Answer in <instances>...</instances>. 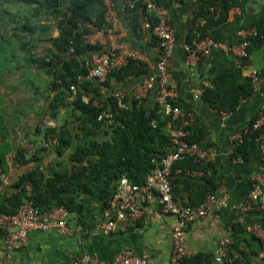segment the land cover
Returning a JSON list of instances; mask_svg holds the SVG:
<instances>
[{
    "label": "crops",
    "instance_id": "0c3cea01",
    "mask_svg": "<svg viewBox=\"0 0 264 264\" xmlns=\"http://www.w3.org/2000/svg\"><path fill=\"white\" fill-rule=\"evenodd\" d=\"M108 1L115 5L121 40L138 53L137 58L147 63L148 71L142 75H128L123 81L112 79L109 81L110 86L99 83L100 86L95 90L97 92L88 91L84 96L92 98L99 107L105 106L117 88L125 89L127 101L134 99V90L145 77L156 72L155 65L160 58L153 34L149 31L142 32L139 25L134 29L132 15L129 21L122 14L123 0ZM156 1L166 9L175 29L176 45L166 66L176 89L175 103L182 110L178 123L184 119L189 120V124L197 128L194 134L197 142L217 154L216 159L211 162L214 173L209 177H190L184 172L173 173V193L178 203L198 204L197 201L204 192L206 194L202 201L211 195L215 197L208 204L206 214L189 221L184 229V245L188 251L186 259L190 264H197L196 258L201 255V264H221L215 259V250L220 239L228 236L232 239V256L238 264H264L263 242L247 228L251 225H264V217L259 212L260 209L241 211L235 206L247 196L254 179L264 174V160L258 148L247 159L232 155L237 134L258 114L264 103V81L258 91L247 98H241L236 109L226 119L221 117V109L216 110L203 96L205 89L213 86L220 72L233 65H241L237 64L234 55L225 46L238 42L240 32L249 29L254 19L264 13V0H240L236 6L228 5L225 0H217L210 6L209 10L214 12L216 23L210 28L208 35L220 45L211 48L209 54L201 56L194 64H186L183 47L187 43V34L201 0ZM105 2L106 0L104 5ZM203 20L205 19L201 17L200 22ZM13 25L15 23L7 25L0 22L4 42L9 44L10 39L15 49L14 53L7 51L0 54V113L4 126L2 128L0 125V147H8L5 152L6 167H0V172L7 180L5 184L0 180V196L6 198L15 188L13 184L16 179L35 166L48 173L61 170L66 162L72 168L71 152L68 151L61 156L52 149H47L39 154V160L26 163L20 162L18 152L23 150L25 158L31 159L24 146L25 140L44 139L46 128H57L65 119L72 122L77 111L72 105L76 93L74 90L69 97H60V101H57L59 104L54 103L56 91L48 89L51 76L31 61L32 53L17 52L21 43L12 32ZM58 34V29L53 28L52 35ZM255 51L261 52L262 58L259 61L254 58ZM255 51L251 54V62L256 67L263 68V52L259 49ZM16 57L22 58L21 65L13 64ZM242 73L246 75V69L242 68ZM46 76H50V79L45 84V90L39 92L37 85ZM16 78H21L20 83L15 81ZM35 80L38 81L35 83ZM155 89L153 87L143 99L145 105L155 106ZM53 104L58 105L55 117L50 114ZM112 121H107L105 125ZM186 160L182 159L177 163ZM181 164L178 166H190ZM194 166L204 168L203 165ZM209 178L213 180L208 182ZM99 195L100 193L94 196L90 210L83 208L82 215L81 212L67 210L66 219L70 226L68 231L34 229L29 232L27 243L19 248H8L0 243V264H72L75 258L84 254L100 261H110L125 249L132 250L135 255L145 256L149 264H171L172 230L177 216L162 209L156 193L147 196L139 192L138 202L143 213L137 217L130 214L124 219H117L111 229L103 226L106 221V205H103ZM224 202L227 203L226 206L223 205Z\"/></svg>",
    "mask_w": 264,
    "mask_h": 264
},
{
    "label": "trees",
    "instance_id": "16d2710c",
    "mask_svg": "<svg viewBox=\"0 0 264 264\" xmlns=\"http://www.w3.org/2000/svg\"><path fill=\"white\" fill-rule=\"evenodd\" d=\"M6 1L0 0V22L7 25L15 23L12 31L21 43V50L28 54H31L28 45L43 46L45 52L37 57L32 55L31 61L51 76L48 89L56 91L57 97L54 103L59 104L57 101H60V97L62 99L69 97L70 92L73 91L71 85H76L72 105L77 111L73 123L65 119L57 128L52 126L46 128L44 135L47 141H51L53 136L58 137L59 145L50 148L58 155L64 156L67 151L71 152L72 168H69L66 162L61 170H53L51 173L40 170L37 166L25 172L14 182L15 188L9 197L0 196V214L16 211L25 198L24 184L27 181L33 186V199L40 209L44 210L54 205L64 206L70 212H81L80 215L83 208L90 210L91 202L98 193L103 205H107L122 175H126L133 183H144L147 174L155 165L154 159H160L169 150L171 138L165 129V115L159 113L156 105L150 107L145 105L144 100L132 98L128 99L130 104L128 109L120 108L114 97L109 98L104 107L94 104L90 97L88 102H85L82 97L92 90H97L100 85L96 81L82 83L77 79L78 75L87 72L86 58L93 52L105 50L102 45L86 42L84 38L91 32L89 23L99 27L102 25L105 12L104 0H13L24 9H28L33 16L37 12H45L50 18L53 17L52 23L50 19L49 23H42L41 19L34 22L28 18V15H25L23 21L12 20L4 7ZM216 1L201 0L192 27L187 34V42H191L196 36L208 35L212 25L216 23L214 12L209 10V7ZM225 1L230 6L240 3V0ZM136 9H139V12L131 16L134 29L138 26V15L146 12L144 7L138 6ZM201 17L205 22H200ZM250 26H256L258 33L251 37L249 51L252 54L259 49L264 57V13L258 15ZM55 27L59 31L57 36L52 35ZM2 37L5 38L3 35ZM24 39L27 41L24 42ZM154 39L156 43V36ZM8 41L10 42L8 46L13 47L10 39ZM4 43L7 44L0 42V54L10 51L4 47ZM248 61L245 59L243 63L246 64ZM243 65H233L220 72L213 86L205 89L203 96L216 110L228 108L233 111L241 98H247L254 92L250 78L242 73ZM147 66V63L139 58H130L126 65L109 73L103 85L110 86L109 81L112 79L123 81L128 75L145 74L148 71ZM262 69L264 71V67ZM57 104L52 105L50 114L53 117L57 115ZM103 111H110L113 114V121L109 125H105L107 118L98 119V115ZM257 117L258 114L251 118L245 127L250 129ZM154 120L156 125L153 124ZM0 125L4 128L1 113ZM187 127L191 130L189 139L197 141L194 135L197 128L191 125ZM263 131L264 126L247 133L241 141L236 140L232 155L247 159L258 148L256 137ZM47 149L43 148V151ZM6 150H8L6 145L0 147L2 168L6 167ZM18 154L22 163L40 158L38 155L26 159L23 150ZM181 163L193 165L191 160L187 159L185 162L177 163L176 166L182 165ZM212 180L213 178H209L208 182ZM205 194L206 192L201 195L197 203L204 199ZM259 212L264 217V210ZM201 260L203 256L198 255L196 263L201 264ZM184 262L190 264L186 258Z\"/></svg>",
    "mask_w": 264,
    "mask_h": 264
},
{
    "label": "built area",
    "instance_id": "2783aa9c",
    "mask_svg": "<svg viewBox=\"0 0 264 264\" xmlns=\"http://www.w3.org/2000/svg\"><path fill=\"white\" fill-rule=\"evenodd\" d=\"M105 6L102 25L99 27L89 23L91 32L84 36L86 42L100 44L105 47V50L93 52L86 58L87 72L77 77L78 81L82 83L86 81L103 83L109 73L126 65L130 58H137L138 56V53L120 38L119 19L114 3L106 0ZM138 6L139 8L144 7L146 11L137 17L139 29L142 32L149 31L156 36L155 47L160 53V58L155 65L156 72L145 77L139 83L133 92V97L141 101L148 96L153 87H156L155 105L159 113L166 117L165 129L169 133L171 141L168 152L162 155L160 159H154L155 165L147 174L144 183H133L126 175L121 176L113 195L105 206L106 221L103 226L111 229L117 219H124L130 214L134 217L140 216L143 210L139 205L137 194L142 192L150 196V193H156L162 209L177 216V222L172 230L171 264H186L184 260L188 256V251L184 245V229L189 221L206 214L208 204L213 202L215 197L211 195L198 204L178 203L173 193V173L184 172L190 177H209L213 173L211 162L216 159L217 154L214 150L206 149L199 142L189 139L191 135V130L187 127L190 125L189 120L184 119L178 123L182 110L175 103L176 89L166 66L167 59L171 56L176 45V36L166 9L159 6L156 0H123L122 14L130 21V16L139 12V9H136ZM257 33L258 28L251 26L249 29L240 32L238 42L225 46L234 55L237 64L243 65L245 59L249 60L243 66L246 69V76L251 80L253 91H258L264 81V71L262 68L253 65L249 51L251 37ZM219 45L220 43L209 35L194 37L191 42L185 43L183 47L186 52V64H194L201 56L209 54L211 48ZM70 88L76 91L75 84H72ZM113 97L120 108H129L130 104L126 100L124 88L115 89ZM82 99L85 102L89 100L86 96H83ZM220 114L223 119H226L231 114V110L221 109ZM103 117L107 118L108 122L113 120V114L110 111H103L98 115V119ZM153 124L156 125L155 120ZM262 126H264V103L261 105L258 117L253 122L252 127L250 129L244 127L237 134L236 140L241 141L247 133H252ZM256 139L258 149L261 151L264 160V131ZM55 145H59L57 136H53L51 141H47L45 138L36 141L27 139L24 143L31 158L42 153L43 148ZM182 159H190L194 165H203L204 168L194 165L176 166V163ZM0 180L3 184L7 181L1 172ZM263 186L264 174L254 179L247 196L235 205L236 208L241 211H249L253 208L264 210ZM24 192L25 198L14 213L2 212L0 214V243L8 248H19L27 243L28 234L34 229L69 230L70 226L66 219L68 211L64 206L54 205L44 210L40 209L33 199V186L28 181L24 184ZM223 205L226 206L227 203L224 202ZM247 228L251 234L260 238L264 245V225H251ZM231 245L232 239L228 236L223 237L218 242L215 259L221 264H237L234 257L231 256ZM72 264H149V262L145 256L135 255L132 250L125 249L117 253L110 261H100L92 258L89 254H84L75 258Z\"/></svg>",
    "mask_w": 264,
    "mask_h": 264
},
{
    "label": "rangeland",
    "instance_id": "374dc122",
    "mask_svg": "<svg viewBox=\"0 0 264 264\" xmlns=\"http://www.w3.org/2000/svg\"><path fill=\"white\" fill-rule=\"evenodd\" d=\"M5 8L8 11V15L12 18V19H16L17 21H23L25 19V15H28V18L32 21H36L37 19H41L42 23H49V19H50V23H52L54 21L53 17L50 18V16L48 14H46L45 12L41 11L40 13L37 12L36 15H31V13L28 11V9H24L17 1H13V0H7L5 2ZM35 11V10H34ZM38 17V18H37ZM3 30H1L0 32V41L4 42V37H2V33ZM14 33V31H12ZM17 32V31H15ZM15 34V33H14ZM24 42L27 41V39L23 40ZM4 47L10 50V53H14L15 49L13 47L8 46V43H4ZM28 47H30L31 53L34 56H39L42 55L45 50L43 49L42 46L40 45H35V46H31L28 45ZM17 50V49H16ZM44 50V51H43ZM17 52L19 54H22V52H24L23 50H21L20 48L17 50ZM254 58L258 59V61L262 58L261 52L260 51H255L254 53ZM23 63L22 58L19 57V59L16 57L14 59L13 64L18 66L19 64L21 65ZM17 79V78H16ZM15 79V81L17 83H20L21 78H18L17 80ZM50 79V76H46L43 77V80H40L39 84L37 85L39 92H41L42 90H45V84L46 82ZM38 80H35V83ZM40 101H43L42 98H40ZM51 147H49L48 149H50Z\"/></svg>",
    "mask_w": 264,
    "mask_h": 264
}]
</instances>
